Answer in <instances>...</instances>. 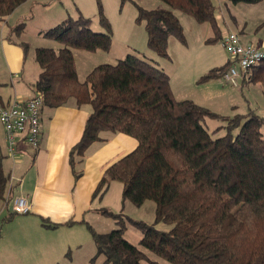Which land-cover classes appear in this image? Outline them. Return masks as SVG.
I'll return each instance as SVG.
<instances>
[{
    "label": "trees",
    "instance_id": "1",
    "mask_svg": "<svg viewBox=\"0 0 264 264\" xmlns=\"http://www.w3.org/2000/svg\"><path fill=\"white\" fill-rule=\"evenodd\" d=\"M27 1L0 0V21ZM161 1L169 9L138 6V20L146 22L148 47L160 58H169L171 36L187 44L174 10L216 26L212 0ZM99 12L103 32H94L92 19L83 15L45 32L61 47L36 50L41 73L35 87L43 95V108L56 109L71 99L78 107L91 108L83 135L70 152L76 178L77 164L84 161L86 150L100 139L101 132L122 133L138 141L134 151L107 168L96 194L119 182L123 203L130 201L141 207L153 201L156 224L164 222L171 229L101 209L116 219L119 227L102 234L88 225L98 254L105 257V264H143L149 260L125 238V220H129L143 232L142 247L172 264H264V118L250 110L245 120L242 115L229 120L227 133L214 138L206 121L219 116L191 100H178L168 73L156 60L138 55L129 54L115 64H100L80 81L73 49L108 51L112 46L110 23L101 6ZM23 27L17 26L18 31ZM230 66L229 60L200 82L223 78ZM251 71L252 81L263 80L264 62ZM4 189L5 179L1 178L0 199ZM75 223L70 220L66 225Z\"/></svg>",
    "mask_w": 264,
    "mask_h": 264
},
{
    "label": "crops",
    "instance_id": "2",
    "mask_svg": "<svg viewBox=\"0 0 264 264\" xmlns=\"http://www.w3.org/2000/svg\"><path fill=\"white\" fill-rule=\"evenodd\" d=\"M95 2L28 0L0 21V107L33 97L41 73L36 60L38 47L28 63L25 43L16 42L11 36L13 25L35 15L36 6L50 8L40 9L48 14V30L80 15L93 18L97 14ZM44 32L42 28L37 31L41 36ZM90 113V106L78 107L74 99L56 109L44 107L40 149L30 151L20 142L15 156L8 152L0 123V179H5L4 196L0 199V264H64L72 250L80 252L88 240L87 233L93 240L88 229V225L92 227L90 217H98L101 209L108 208L104 201L106 192L96 194V189L107 168L134 151L138 141L122 133L101 132L100 139L86 150L84 161L77 164L76 178L70 152L80 141ZM18 196L28 197L29 213L13 212V200ZM70 220L76 223L66 225Z\"/></svg>",
    "mask_w": 264,
    "mask_h": 264
},
{
    "label": "rangeland",
    "instance_id": "3",
    "mask_svg": "<svg viewBox=\"0 0 264 264\" xmlns=\"http://www.w3.org/2000/svg\"><path fill=\"white\" fill-rule=\"evenodd\" d=\"M215 7L216 26L211 23H199L192 16L174 10L179 18L186 37L187 44H182L176 37L168 40L169 58H160L148 47L145 20H138V6L146 10L169 7L161 0H96L97 14L92 19L91 28L94 32H103L105 28L100 23V6L103 15L110 23L113 35L112 46L108 51H87L73 49L79 80L82 81L96 66L100 64H115L127 55H138L147 60H156L159 67L164 69L171 79V87L178 100H191L211 112L217 118H208L206 127L214 132V138L227 133L229 120L238 115L245 116L250 110L264 118V79L252 81L251 71L247 79H240L237 86L223 81L222 77L200 82V79L212 69L223 66L229 61V54L222 44V39L230 32L241 35L245 43L255 47L264 46V0L259 3H232L229 0H212ZM35 9V15L24 18L13 25L12 38L19 43H25L27 60H33L35 47H47L58 50L60 43L45 35L49 23H46L47 7ZM50 9V8H49ZM22 30L18 25L24 24ZM45 29L44 35L37 33ZM238 130L234 131V134ZM264 137V124L261 128ZM109 188L108 191H106ZM105 192L104 201L109 210L123 213L127 218L156 225L157 228L169 230L171 226L159 222L156 224V204L145 202L136 207L130 201L123 203V185L113 182ZM103 192V193H105ZM102 197V196H101ZM97 199V202H99ZM110 207V208H109ZM91 225L97 232L105 233L118 228L116 219L101 213L98 217H90ZM116 223V224H115ZM115 225L114 228H111ZM125 238L140 250L145 252L149 260L143 264H172L146 250L141 245L143 232L129 220H125ZM109 229V230H108ZM86 234V233H85ZM86 236V235H85ZM88 240L80 248V252L72 250L64 264H105V257L98 254L97 248L87 233ZM86 239V238H85Z\"/></svg>",
    "mask_w": 264,
    "mask_h": 264
},
{
    "label": "built area",
    "instance_id": "4",
    "mask_svg": "<svg viewBox=\"0 0 264 264\" xmlns=\"http://www.w3.org/2000/svg\"><path fill=\"white\" fill-rule=\"evenodd\" d=\"M222 44L231 62L222 78L228 84L237 86L240 79H247L251 70L264 62V47L245 43L237 33L230 32L222 39ZM43 105V95L36 90L31 98L16 99L10 106L0 107V123L10 155H16L20 142H24L30 151L40 149ZM12 208L15 214H27L31 211V204L28 197L18 196L13 200Z\"/></svg>",
    "mask_w": 264,
    "mask_h": 264
}]
</instances>
